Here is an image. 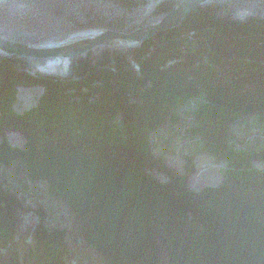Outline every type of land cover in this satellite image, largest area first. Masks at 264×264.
<instances>
[{"label": "trees", "instance_id": "1", "mask_svg": "<svg viewBox=\"0 0 264 264\" xmlns=\"http://www.w3.org/2000/svg\"><path fill=\"white\" fill-rule=\"evenodd\" d=\"M181 1L0 0V36L126 33ZM24 85L41 89L17 109ZM253 114L264 119V0H209L132 47L0 55V166L45 182L75 218L33 220L41 204L0 183V264H264V131L229 129ZM165 121L193 144L179 168L148 138ZM196 151L224 159L217 182L186 183Z\"/></svg>", "mask_w": 264, "mask_h": 264}, {"label": "rangeland", "instance_id": "2", "mask_svg": "<svg viewBox=\"0 0 264 264\" xmlns=\"http://www.w3.org/2000/svg\"><path fill=\"white\" fill-rule=\"evenodd\" d=\"M56 67L60 70L62 69L60 65H57ZM40 89L41 87L36 85L17 86L14 106L17 109H22L25 106L33 104ZM243 124L247 126V133H243ZM180 125V122L173 123L165 121L160 127L148 132V138L150 140L151 146L155 148L156 145L160 144V147L165 152V158L167 160H170L174 155L175 157L172 158V161H174V165H176L178 168V153L181 150H190L193 145L188 143L186 138L183 137ZM229 129H231V131H233L238 138H240L243 134H250L252 132H257L259 134V132L264 131V119L258 118L253 114L246 117L245 120L235 122V124H230ZM7 137L12 143L21 144L23 141L22 135H20L18 131L7 132ZM261 137L264 139V135ZM159 138H161V140H159ZM253 139H249L250 141L246 145L247 148L250 147L252 143H260L262 141L260 138ZM193 159L195 171L186 177V183L189 186L193 188H199L203 184L215 183L220 179L225 166L224 159H217L210 153L200 151H196L193 154ZM12 169L14 170L12 165L0 166V183L10 185L11 189L14 188V191L26 189L28 195L26 194L27 197H24V200L31 209H34L39 204H41L44 210L41 212V214L31 210L32 212L29 213L31 219L36 220L37 218H40V220L44 223H56L62 221L66 226L72 225L73 212L60 197L48 194L46 191L45 182L39 180L32 181L26 178L25 175H21L18 172H13ZM158 175L160 178L163 177L161 173H158ZM26 192L21 190L22 194H25ZM39 215L41 216L39 217ZM72 264H75L74 260Z\"/></svg>", "mask_w": 264, "mask_h": 264}, {"label": "water", "instance_id": "3", "mask_svg": "<svg viewBox=\"0 0 264 264\" xmlns=\"http://www.w3.org/2000/svg\"><path fill=\"white\" fill-rule=\"evenodd\" d=\"M208 1L182 0L161 18L126 33L105 28H91L73 32L63 39L36 43L17 42L0 36V55L17 54L32 58H72L101 45L136 46L154 33L178 24L191 8Z\"/></svg>", "mask_w": 264, "mask_h": 264}, {"label": "bare ground", "instance_id": "4", "mask_svg": "<svg viewBox=\"0 0 264 264\" xmlns=\"http://www.w3.org/2000/svg\"><path fill=\"white\" fill-rule=\"evenodd\" d=\"M25 208H26V207H25ZM40 209H41V208H40ZM34 210H35V209H34ZM26 213H27V211H26ZM21 214H22V213H21ZM21 214H20V215H21ZM23 215H24V214H23ZM21 216H22V215H21ZM73 219H75V218H73ZM64 226H65V225H64ZM68 227H69V226H68ZM24 228H26V227H24ZM18 229H20V228H18ZM25 230L27 231V229H25ZM67 232H68V231H67ZM69 233H70V232H69ZM72 233H73V232H72ZM72 233H71V234H72ZM67 234H68V233H67ZM67 237H68V236H67ZM69 239H70V238H69ZM70 247H71V246H70ZM75 249L77 250V248H75ZM76 250H75V251H76ZM78 250H79V249H78ZM78 250H77V251H78ZM73 251H74V250H73ZM78 253H79V252H78ZM84 253H85V252H84ZM72 255H73V254H72ZM70 256H71V255H70ZM82 256H86V255H83V254H82ZM71 257H72V256H71ZM71 257H70V258H71ZM98 258H99V257H98ZM98 258H97V259H98ZM73 260H74V259H73ZM75 260H76V259H75ZM86 260H87V259H86ZM79 261H80V260H79ZM79 261H78V262H79ZM89 262H90V259H89ZM91 262H92V260H91Z\"/></svg>", "mask_w": 264, "mask_h": 264}]
</instances>
